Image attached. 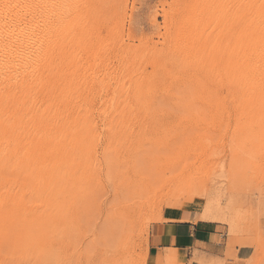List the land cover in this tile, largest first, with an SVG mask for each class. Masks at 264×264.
I'll return each mask as SVG.
<instances>
[{
    "label": "rangeland",
    "instance_id": "rangeland-1",
    "mask_svg": "<svg viewBox=\"0 0 264 264\" xmlns=\"http://www.w3.org/2000/svg\"><path fill=\"white\" fill-rule=\"evenodd\" d=\"M96 1L88 19L98 30L84 42L95 48L106 36L120 44V57L98 76L125 84L135 120L109 128L95 114V127L72 145L80 154L69 162L68 189L7 201L0 264H264V60H243L230 39L220 49L184 47L175 0ZM223 16L203 24L222 25ZM219 28L211 38L225 41L229 33ZM202 54L211 63L197 74L188 60ZM88 77L74 106L89 102L97 111L110 93L91 96V70ZM168 209L218 226L222 255L161 246Z\"/></svg>",
    "mask_w": 264,
    "mask_h": 264
},
{
    "label": "bare ground",
    "instance_id": "bare-ground-1",
    "mask_svg": "<svg viewBox=\"0 0 264 264\" xmlns=\"http://www.w3.org/2000/svg\"><path fill=\"white\" fill-rule=\"evenodd\" d=\"M191 1L174 3L175 19L183 18L182 30L188 32L181 41L184 47L211 45L220 49L229 46L230 39L241 50L243 60H264V0ZM97 7L96 0H0V209L12 199L20 203L16 199L27 198L25 193H36L38 199L49 189H68L74 173L69 162L80 154L72 145L82 140L84 127H95V114L109 128H126L135 120L138 106L130 102L125 84L118 85L110 73L98 76L103 65L120 57V44L106 42V36L99 38L98 34L95 48L84 42L98 30L94 20L88 19V13ZM223 14L227 17L222 25L203 24L204 19L213 21ZM218 27L228 31L225 41L211 38L210 33ZM200 56L199 62L188 60L197 74L211 63L207 54ZM87 63L91 69L87 70ZM90 70L89 94L110 93L103 94L97 111L89 106L88 95L86 104L74 106L89 81ZM245 73L239 72L241 77ZM260 75H264V67ZM104 81L110 88H105Z\"/></svg>",
    "mask_w": 264,
    "mask_h": 264
},
{
    "label": "crops",
    "instance_id": "crops-1",
    "mask_svg": "<svg viewBox=\"0 0 264 264\" xmlns=\"http://www.w3.org/2000/svg\"><path fill=\"white\" fill-rule=\"evenodd\" d=\"M165 219L168 222L164 236L159 239L161 246H172L190 257L195 249L211 256L222 255L225 247L220 241L218 226L198 221L187 209H168Z\"/></svg>",
    "mask_w": 264,
    "mask_h": 264
}]
</instances>
